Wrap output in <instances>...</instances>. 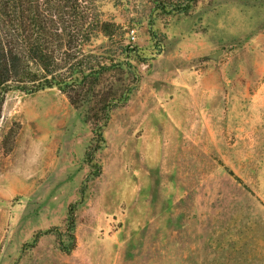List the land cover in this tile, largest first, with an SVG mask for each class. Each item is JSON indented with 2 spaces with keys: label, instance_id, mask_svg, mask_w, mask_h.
Listing matches in <instances>:
<instances>
[{
  "label": "rangeland",
  "instance_id": "374dc122",
  "mask_svg": "<svg viewBox=\"0 0 264 264\" xmlns=\"http://www.w3.org/2000/svg\"><path fill=\"white\" fill-rule=\"evenodd\" d=\"M99 9L108 37L87 49L111 70L95 92L6 99L0 264H264V75L243 68L264 0Z\"/></svg>",
  "mask_w": 264,
  "mask_h": 264
},
{
  "label": "trees",
  "instance_id": "16d2710c",
  "mask_svg": "<svg viewBox=\"0 0 264 264\" xmlns=\"http://www.w3.org/2000/svg\"><path fill=\"white\" fill-rule=\"evenodd\" d=\"M101 1L0 0V124L12 92H95L102 76L111 70L87 49L98 38L108 37ZM152 1L160 13L187 14L198 0ZM98 135L103 138L101 132ZM76 208L69 207L65 232L57 235L59 249L66 254L76 247ZM53 232L36 235L33 244Z\"/></svg>",
  "mask_w": 264,
  "mask_h": 264
},
{
  "label": "crops",
  "instance_id": "0c3cea01",
  "mask_svg": "<svg viewBox=\"0 0 264 264\" xmlns=\"http://www.w3.org/2000/svg\"><path fill=\"white\" fill-rule=\"evenodd\" d=\"M246 50L247 65L243 68L247 69L248 72L249 70L255 72L258 76L264 75V45L260 44V42H256L254 44L248 43ZM251 81L252 80H249L248 85H252ZM257 87L258 90L255 93L254 102H260V97L264 95V82L259 84Z\"/></svg>",
  "mask_w": 264,
  "mask_h": 264
},
{
  "label": "water",
  "instance_id": "95a60500",
  "mask_svg": "<svg viewBox=\"0 0 264 264\" xmlns=\"http://www.w3.org/2000/svg\"><path fill=\"white\" fill-rule=\"evenodd\" d=\"M221 53H222L221 50L218 51L216 54H214V55L212 56V58H218V56H219Z\"/></svg>",
  "mask_w": 264,
  "mask_h": 264
}]
</instances>
